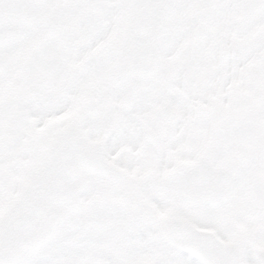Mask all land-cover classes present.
I'll return each mask as SVG.
<instances>
[{"label": "snow or ice", "instance_id": "snow-or-ice-1", "mask_svg": "<svg viewBox=\"0 0 264 264\" xmlns=\"http://www.w3.org/2000/svg\"><path fill=\"white\" fill-rule=\"evenodd\" d=\"M0 264H264V0H0Z\"/></svg>", "mask_w": 264, "mask_h": 264}]
</instances>
